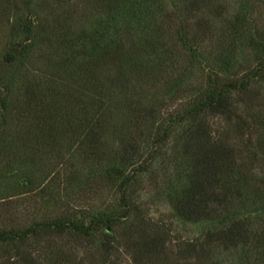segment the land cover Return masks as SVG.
<instances>
[{
    "label": "trees",
    "instance_id": "1",
    "mask_svg": "<svg viewBox=\"0 0 264 264\" xmlns=\"http://www.w3.org/2000/svg\"><path fill=\"white\" fill-rule=\"evenodd\" d=\"M82 1L78 14L67 5L64 18L39 24L27 0L31 19L12 24L21 40L0 64V158L22 168L34 148L65 147L71 186L83 185L76 162L86 164L87 180H116V207L2 224L0 264H121L126 254L132 264H264V184L251 178L264 158V117L254 111L264 96V0ZM54 2L59 11L69 0ZM39 41L59 71L42 84L14 67ZM175 53L186 55L178 69ZM213 117L225 128L214 130ZM157 162L169 168L174 219L197 233L176 250L136 194Z\"/></svg>",
    "mask_w": 264,
    "mask_h": 264
},
{
    "label": "rangeland",
    "instance_id": "2",
    "mask_svg": "<svg viewBox=\"0 0 264 264\" xmlns=\"http://www.w3.org/2000/svg\"><path fill=\"white\" fill-rule=\"evenodd\" d=\"M26 1L0 0V64L10 42L21 40L19 33L12 26L17 20V15L25 14L27 16L26 21L31 19L25 10L24 3ZM30 3L36 12L35 22L39 24L40 21L45 20L51 23L56 14L64 18V10L69 9V7L66 9L67 5L70 7L77 6L76 14L84 5L82 0H69V3L62 4V7L57 11L58 5L54 0H30ZM56 11L57 13H55ZM48 34L49 32L46 35ZM174 56L178 58L176 67L178 69L181 63L184 65L183 61L186 59V57L184 59L186 55L185 53H175ZM57 64L58 59L54 50L46 42L39 41L23 65L18 64V67L17 64H14V67L20 69L21 73H25L28 78H37V81L41 83L44 81L42 76L50 78L53 75H58ZM191 73L193 76H190L188 83L190 87H194L197 82V73L196 71H191ZM40 76L42 79H39ZM18 84L25 85L26 81L21 80ZM16 95L19 98L24 97L20 90L14 93L15 97ZM258 102L260 106L259 108L256 107L254 111L260 112L264 117V96L262 93ZM210 123L214 130L225 128L224 121L219 117L211 118ZM12 126L18 128L19 124L14 123ZM10 132L15 134L14 131ZM65 150V147L59 149V147L53 148V146L34 148L33 152L26 153L25 156L30 157L28 158L29 163L22 168H18L17 165L6 164L10 158L7 155L0 158V226H26L32 222L66 217L67 213L81 216L87 213L91 215L95 211L100 213L113 212L116 207V197L112 192H114L116 180L105 182L106 180L102 176L87 180L84 174L88 171V166L75 161L77 169L81 172L79 181L83 182V185L79 187L72 184L71 186L68 178L71 172L75 173L76 169L70 165V155ZM239 163L243 164V159L239 160ZM167 169L169 170L167 165L157 162L149 174L138 180L136 194L148 216L154 221L158 220V222L165 224V227L171 230L169 232L171 233L170 237H172L171 242L175 248L173 249L176 250L179 241L185 240L189 236L191 238L197 233L194 231L195 227L174 219L166 195H164L166 185L170 181ZM243 169L248 173V169L251 168L245 166ZM113 174L121 177L120 171H114ZM251 178L255 184H264V158L255 162ZM59 242L56 240L57 244ZM69 244L75 245L74 242ZM77 247L79 257H84L86 255L85 250L81 246L77 245ZM121 264H132L127 254L122 256Z\"/></svg>",
    "mask_w": 264,
    "mask_h": 264
}]
</instances>
